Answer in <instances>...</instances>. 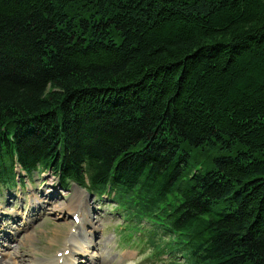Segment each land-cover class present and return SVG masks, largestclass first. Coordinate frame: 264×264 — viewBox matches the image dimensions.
Returning <instances> with one entry per match:
<instances>
[{
  "label": "trees",
  "instance_id": "trees-1",
  "mask_svg": "<svg viewBox=\"0 0 264 264\" xmlns=\"http://www.w3.org/2000/svg\"><path fill=\"white\" fill-rule=\"evenodd\" d=\"M15 158L264 264V0H0V188Z\"/></svg>",
  "mask_w": 264,
  "mask_h": 264
},
{
  "label": "rangeland",
  "instance_id": "rangeland-1",
  "mask_svg": "<svg viewBox=\"0 0 264 264\" xmlns=\"http://www.w3.org/2000/svg\"><path fill=\"white\" fill-rule=\"evenodd\" d=\"M47 177L50 179L48 174ZM47 177L45 176V178ZM43 181H45L44 178L36 175L34 185H29L31 188L30 192L27 193L25 191L21 193L16 190H11L0 195V204L5 212L3 215L5 220L12 222L13 225H17V227H22L20 224L21 218L25 215H31L33 213L31 211L37 208V197L41 192L45 196L47 205L52 203L46 196V192L48 190L50 192L51 190L49 187L46 188L45 185H43ZM16 193L19 195V198H17ZM64 193H66L65 197L55 200V202L52 203L54 206H51L46 214L36 215V219L32 220L31 224L17 233V241L13 240L10 242L14 245L19 242L18 250L20 255L23 254L30 260L37 259V261L41 263V261L45 262L53 259L56 251L62 250L68 238L69 229L74 226L70 219L61 221L62 219L60 218L62 216H60V213L55 214L56 210L54 208L61 209L74 195H69L66 191ZM98 200L99 198L94 199L91 197V205L94 208L92 214L97 227L92 242L99 243L100 248L94 249L93 252L98 253V250H101L102 262L105 264H152L150 259L147 258L149 254L148 250L144 251L146 254H139L138 251H142V246L133 242L131 246L139 250L130 248L126 242H123L117 231L114 230L116 225L123 222V219L114 210V203L101 202ZM43 205L45 206V203H43ZM11 227L7 229L11 230ZM80 239L81 241H85L82 237ZM22 241H25V246L20 244ZM7 251L10 253L11 249L9 248ZM82 258L84 257H79V262L82 260L84 261L81 262L82 264L91 263L88 258ZM45 263L47 264V262ZM0 264H13V253L11 252L10 255L0 260Z\"/></svg>",
  "mask_w": 264,
  "mask_h": 264
},
{
  "label": "bare ground",
  "instance_id": "bare-ground-1",
  "mask_svg": "<svg viewBox=\"0 0 264 264\" xmlns=\"http://www.w3.org/2000/svg\"><path fill=\"white\" fill-rule=\"evenodd\" d=\"M47 183L50 184V185L54 184L52 182H47ZM46 193H49V190ZM78 193H80V192H78ZM83 220L85 222L80 225L81 228H83L84 226H89V225H91L94 228L96 227L95 222L93 220H90L89 217L88 218H84ZM12 235H14V234L8 235V238L10 236H12ZM89 240L90 241H89L88 245L86 246V245H83L81 243V241H79L77 239V236H75L73 234H70V236H69V238L67 240V246L65 248V250L66 249H71V251H72L71 255L66 257V260H67L68 264H77L78 263V261H77L78 257H86V258H88L89 261H91L92 264H105V263L102 262V252H101V250H98V253L93 252L94 249H96V248L100 249L99 248V243H93L92 242V238L89 239ZM56 260L57 259L52 260L49 263L50 264H55ZM81 262H84V261L82 260Z\"/></svg>",
  "mask_w": 264,
  "mask_h": 264
}]
</instances>
